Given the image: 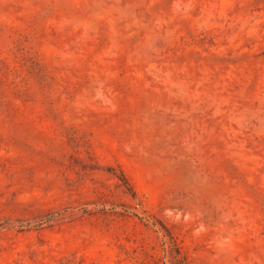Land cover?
I'll return each instance as SVG.
<instances>
[{"label": "rangeland", "instance_id": "rangeland-1", "mask_svg": "<svg viewBox=\"0 0 264 264\" xmlns=\"http://www.w3.org/2000/svg\"><path fill=\"white\" fill-rule=\"evenodd\" d=\"M0 264H264V0H0Z\"/></svg>", "mask_w": 264, "mask_h": 264}]
</instances>
